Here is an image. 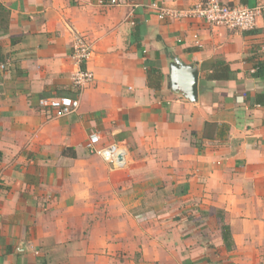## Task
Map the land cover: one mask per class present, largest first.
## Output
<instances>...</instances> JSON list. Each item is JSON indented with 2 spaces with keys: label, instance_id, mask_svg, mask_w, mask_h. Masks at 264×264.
Instances as JSON below:
<instances>
[{
  "label": "crops",
  "instance_id": "obj_1",
  "mask_svg": "<svg viewBox=\"0 0 264 264\" xmlns=\"http://www.w3.org/2000/svg\"><path fill=\"white\" fill-rule=\"evenodd\" d=\"M206 1L0 0V264H264V0H220L263 8L250 31L160 19ZM176 59L199 69L197 103L168 86ZM217 62L230 80H208ZM60 97L80 108L39 106ZM93 133L124 168L89 154Z\"/></svg>",
  "mask_w": 264,
  "mask_h": 264
},
{
  "label": "built area",
  "instance_id": "obj_2",
  "mask_svg": "<svg viewBox=\"0 0 264 264\" xmlns=\"http://www.w3.org/2000/svg\"><path fill=\"white\" fill-rule=\"evenodd\" d=\"M111 6L118 0H110ZM263 13L262 7L229 6L220 0H207L188 10L162 9L160 19L192 18L201 19L207 25L224 27L230 30L250 31L256 27L257 18ZM93 54L92 45L85 38L77 37L72 45V59L78 66L72 76L74 86L80 91L90 87L95 81L94 73L84 68ZM39 106L54 118H65L80 108V100L69 97L41 99ZM87 150L90 155L98 156L117 169L126 166V148L121 144L102 145L101 136L93 133L89 137Z\"/></svg>",
  "mask_w": 264,
  "mask_h": 264
},
{
  "label": "water",
  "instance_id": "obj_3",
  "mask_svg": "<svg viewBox=\"0 0 264 264\" xmlns=\"http://www.w3.org/2000/svg\"><path fill=\"white\" fill-rule=\"evenodd\" d=\"M169 68V88L172 89L175 94L182 95L188 101L197 103L199 97L198 67L186 65L176 59Z\"/></svg>",
  "mask_w": 264,
  "mask_h": 264
},
{
  "label": "trees",
  "instance_id": "obj_4",
  "mask_svg": "<svg viewBox=\"0 0 264 264\" xmlns=\"http://www.w3.org/2000/svg\"><path fill=\"white\" fill-rule=\"evenodd\" d=\"M256 76H261L264 77L263 71L260 68L259 72L257 73ZM232 77V71L230 70V67L228 66V64L226 62H217L215 63L214 69L212 74L208 75V80L211 81H216V82H224V81H228L230 80V78ZM163 79V75L162 72L158 69H151L148 71V83L149 86L151 88H157L160 89L161 87V83L160 81H162ZM159 84V85H158ZM256 103L259 106L264 107V95H260L257 97L256 99ZM214 125H212L211 123L206 124V138H210V136L212 134H209V129H211V131L213 130ZM208 133V134H207ZM221 137H223L225 135V128H221V133H220ZM222 233H223V237L225 242L228 244L229 246V241L231 240L232 236H231V231L230 228L228 226H223L222 229Z\"/></svg>",
  "mask_w": 264,
  "mask_h": 264
}]
</instances>
